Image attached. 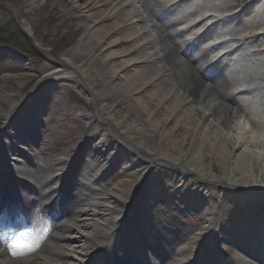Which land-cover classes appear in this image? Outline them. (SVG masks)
Listing matches in <instances>:
<instances>
[{
    "label": "bare ground",
    "instance_id": "6f19581e",
    "mask_svg": "<svg viewBox=\"0 0 264 264\" xmlns=\"http://www.w3.org/2000/svg\"><path fill=\"white\" fill-rule=\"evenodd\" d=\"M79 1L81 0H67L66 2L68 7L74 8L73 12H75L78 7L82 6L83 12L79 11L82 13L86 11L87 16H89L87 19L90 18L95 25H99L107 20L110 22L108 26L105 25L99 27L97 30L95 29V31L86 38L85 41H92L94 43L91 48L94 46L101 47V44L110 48L121 46V44L130 41H132V47L128 50L122 48L117 51L116 54L110 53L104 55V57L100 59L102 64L107 65L109 71V73L104 74L107 78H104L107 80L105 82L106 87L103 85L100 90L96 89L95 83L90 82V79L93 78L87 77V72L89 73V71H87L86 68L90 59H88V55L81 53L71 54L70 52L72 51L69 52L71 54V59H68L67 62L63 60L67 64L58 62L56 66L50 69L52 72L48 73L39 83L40 85L42 84L41 88L44 89L53 83V81H47L49 77L58 76L56 73L63 75L62 71H69L71 75H74L82 82L84 91L92 96L91 99L94 102L103 100L101 107L98 108L101 122L110 131L116 134L121 146L130 149L133 155L138 154L141 156L139 153H142L149 158V163L164 161L165 163L174 165L182 173H193L198 179L197 185H199V187H202L207 181L211 180L226 187H236L244 190V192L255 194L258 197L257 202L259 200L260 203L264 201V178H262L263 180L260 178L264 176V121L259 120L263 115L256 104L253 107L256 113L251 115V113L247 111V108L240 107L236 101L227 100V96L221 91L225 87L235 88L239 85L241 81L239 78L240 72L238 70L228 69L226 72H220L216 75L218 77L215 79L221 80L218 83H216L215 80H211L209 83L203 84L201 80L195 76L191 68L185 66L176 56L171 54L169 48H174V44L171 46L168 43L167 39H170V37L166 33L164 27L151 24L152 20H158V15L149 8L144 0H139V3L137 1H131L130 3L128 0ZM182 4H187L186 11L180 10ZM101 6H104L103 10H100ZM163 6L168 10L173 19L172 21L178 23L189 22L185 27V34L191 37L192 43L196 46L202 44L201 41L205 38L210 39L211 37H217L219 35L214 32L213 27L215 23L209 26L206 24L211 16L207 14L208 11L213 10L219 13L227 12V23L231 25L228 33L232 37L236 36L238 39L240 43V49L238 50L241 51L243 47L254 45L259 51L257 50L253 55L255 57L264 55V0H181L179 3L174 4L164 3ZM203 10L205 11L202 13ZM260 23L263 25H260ZM194 29H202V33L199 32L201 37H197L191 32ZM106 30L108 31L105 32ZM100 32L104 34L100 35ZM121 33L123 34L121 35ZM111 34H115L119 38L113 40L112 43L105 44V40H107ZM237 35L241 38H238ZM84 45L86 44H82L81 46ZM91 48L89 50H91ZM141 50L145 52L141 53ZM203 50H206V56L210 53H214L216 48L206 47ZM135 51L138 52V55L124 60L125 57ZM73 55L79 56L80 60L77 65L72 63V61H76ZM116 59L121 61L119 65L110 63L112 60ZM241 60L243 59L241 58ZM142 61L144 63L151 62L153 66L136 71L135 75H128L125 79H123V77H121L122 80L119 79L120 77H118L117 72H123L127 64H136ZM27 69L29 68L27 67ZM91 72L92 71H90V73ZM140 77L143 78L138 80V82L136 78ZM116 79L120 82V85L114 84ZM148 87L153 88L152 92L146 94L144 99L141 97L138 98L139 93L141 94ZM120 93L123 99L131 97L132 106L128 107L132 112H129L128 115H133L140 111L141 115L145 118L139 121L143 123L146 122L147 127H142L140 125L141 128H138L140 124L138 122L127 124L128 116L126 117V115H124V117L119 118L114 114L115 112H112L115 105L120 103L116 100V97L119 96ZM263 93V90L261 91L258 89L251 92L244 91L238 95L241 98H246L249 95L263 96ZM36 96L37 93L35 92L32 96H29L27 100L25 98L24 101L19 102H17L18 99L8 101L10 106L8 110L11 109L10 116L14 119L11 120L9 115L7 117V111L3 119L5 118L6 126L16 131L18 130L11 138H14L19 144L30 140V130L27 129V127H24L25 131L23 129L25 124L29 125L33 131L36 130V124L33 118L29 116H27V118H19V116H17L19 107ZM105 97H114L115 99L113 98V100L108 103L105 102ZM257 101L258 104L262 106L260 97H257ZM154 106L161 107V109L167 113V118H179L181 116L179 121H177V125L178 127L182 126L186 137L189 132L193 133L192 143L196 145V147L192 148V150L189 149L185 153H182L180 145H177L176 142L174 146L177 147V150L174 151V153L166 149L155 148L150 150L144 147L141 142L143 138L142 135H145L148 128L152 129L158 140L163 138V141L166 142L173 137L177 128L174 127L165 131L167 118L159 121L154 119V116L157 115L156 112L152 110ZM38 108L40 107L37 105L33 106V109ZM96 129H98V127H96ZM104 135L105 136H102V134L100 135L99 132L95 130L89 131L86 138H82L79 141L78 144L81 149L77 151L73 163L66 160L63 155L64 159L62 161L52 160L40 165L43 168V172L39 174L30 169L35 168L33 156L23 157L25 159V166L23 168L15 167L14 171L21 177H18L20 180H24L23 178H26L27 174L30 173L33 183H38L45 179L46 183L51 184L61 179L64 188L71 184H75L71 180V177L67 175L73 169L82 171L92 179L94 178V173L99 172L97 169L93 170L97 165L87 167L79 162L78 156L82 152H87L89 149V151L94 154L96 160L102 161L97 168L100 169L101 166L107 167L105 170L109 174L113 171L117 162L126 161L127 157H121V155H119L118 149H120V146L118 144V146L115 144L111 147L112 149H116L115 152H111V154H109L110 148L106 145L102 146V148L100 147L101 149L97 146L93 148L92 143L97 140L99 144H106V140H108L109 136L107 134ZM1 138L6 142L0 144V158L6 161L9 155H14L16 152L12 153L15 149L13 148L9 136L0 132V139ZM33 139L40 140V137L34 135ZM71 151L75 152L73 148ZM234 151L238 152L233 155ZM206 157L215 160V167L218 166L216 167V173L219 175L215 176L211 168L209 172L203 170L202 166L204 160L202 159ZM112 160H114V162H112ZM16 165L17 164L14 166ZM59 167L62 168L60 169L61 173L66 174L62 177L51 176L50 174L54 172V169L56 170ZM137 168L139 169L137 170ZM128 169L129 170L126 172H131L133 170V174L130 175L132 176L130 177L131 182L124 180L116 184V189L114 190L117 194L123 192L121 200H123L122 202L125 204L133 195V188L139 180V171L144 169L143 163L138 165L131 164ZM100 170L103 171V169ZM3 174L4 173L0 172V178L3 177ZM18 183L20 185L23 184V182ZM5 184L10 186L12 182H5ZM147 190L148 188H145L138 200H136L137 205L141 203L143 199L149 198V192ZM197 194V192H194L187 196L182 195L180 197L184 200L186 206L189 205V207H192L193 205L189 203H192L196 197H199ZM50 195L51 193H48L44 197H49ZM172 195L173 194H169L167 197H171ZM91 200L92 195L85 196L82 199V207L85 209L81 212L84 213L83 215L86 217V222H79L76 217L80 216L75 215L69 220L68 226L65 228L66 233L88 228L91 233L90 238L87 235H85V237L80 236L77 242V244L81 243L82 246H86V249L97 247L99 242H97L96 237L104 235V227L101 221L106 223L109 227H115V225L112 226V222H116L118 216L122 214V211L116 213L112 210L116 209V206L108 207L110 209H107L100 215V221L97 212L88 210L90 209ZM93 209L97 211V206L94 205ZM124 212L131 217L139 213L129 210ZM145 215L147 216V214ZM243 216L249 218L250 214H244ZM93 219L95 221L93 223L94 226L89 223L92 222ZM117 226L118 229L115 230L114 236L117 235L118 231L122 230L124 234L123 236L120 235L121 239H117L119 243L114 242L112 246H114L115 249L125 250L128 248V245H131L137 255L143 254V250L140 249L143 243L141 240L142 232L137 234L136 228H151L148 220H141L137 223L129 221L123 223L122 218L119 220ZM205 230L207 231L204 232ZM218 232L219 225L213 220L211 212H206L203 226L186 234L185 237L181 239V244L178 243V245L182 246V249H176L175 246L167 243L166 241L169 239H157L159 241L162 240L164 243L166 242L165 246H167H159V252H162L164 249L169 250V253L165 254L161 261L164 262V264H174L181 260H183L181 264H201L198 263V261L204 258L205 253H203L198 244H209L218 237ZM239 232L242 233V235ZM215 235H217L216 238ZM237 236L238 239L230 236H224L222 238L226 242L228 241L241 249L239 250V255L228 264H264V254L258 251V249L264 250V217L262 219L260 218L257 224L241 223L237 230ZM58 237L64 239V241H68L69 239V237L65 236L62 232ZM54 239L56 240V238ZM240 242H244L245 246L248 248L256 249L257 252L250 250L246 251L240 245ZM60 248L61 245H58V243L48 246L46 252L43 251L38 255L39 257L35 260L36 263L32 262L30 264H73L70 263L71 256L68 254H71L73 251L77 254L79 248H74L73 250L67 249V253L61 252ZM92 250V253L85 251L89 255L84 261L89 260L98 252L97 249ZM1 253L0 251V255ZM101 254L102 252L100 251L98 255ZM215 259L218 260L219 258L215 257ZM211 261L214 262L211 264H224L221 263V261L216 262L210 260V262ZM0 264L17 263L15 261H0Z\"/></svg>",
    "mask_w": 264,
    "mask_h": 264
},
{
    "label": "rangeland",
    "instance_id": "374dc122",
    "mask_svg": "<svg viewBox=\"0 0 264 264\" xmlns=\"http://www.w3.org/2000/svg\"><path fill=\"white\" fill-rule=\"evenodd\" d=\"M67 0H10L8 4H5L4 6H0V35H5V37H11L15 35L19 31L21 35L27 37L30 43L31 49H26L29 51H32L34 53V56L32 57L33 61L29 58H26L24 56V52L20 50L19 46L20 44H25L26 39H16L21 40V42H17L16 44L14 42L11 43V45L7 47L0 46V49L5 51H11L14 58H19L21 61L20 67L16 64V62L11 61L10 59H6L0 66V121L3 120L5 112L9 111L8 108L10 107L8 104V101L14 100L19 98L25 97L34 87L37 85L46 75L47 70H50L53 66L57 64V62H61L64 64V61L70 60L71 54L74 53H81V54H87L89 63L87 64V71H92L90 74L87 72L88 76L90 78V82L95 83L96 89L100 90V88L104 85L106 87L105 80L106 76H104L105 73H109L107 65L102 64L100 61L101 58L104 57V55L113 53L116 54L117 51L124 49H130V44H124L121 46H114L108 48L106 45H102L99 48L98 46H94L91 48L94 43L92 41L87 42L85 41L86 38L91 35L95 29L97 30L101 26H108L110 22L104 21L103 23H100L99 25H95L92 23L90 18L87 19V12L82 9V6L78 7L75 12L74 8L68 7ZM88 2L89 0H81L79 2ZM100 4V1H99ZM104 6H101L100 10H103ZM82 12H80V11ZM96 10V9H95ZM83 16V17H82ZM18 26V28L16 27ZM16 29V31H15ZM93 29V30H90ZM106 30L105 32H107ZM103 32H100V35H103ZM123 33H121L122 35ZM119 37L115 34H111L107 40H105L106 43H112L113 40L118 39ZM82 44H86L84 46H81ZM14 46H17L18 48H14ZM24 47V45H23ZM24 48V49H25ZM91 48V50H89ZM76 49V50H75ZM72 51V52H70ZM10 52V53H11ZM22 52V53H21ZM71 54H70V53ZM75 56V55H73ZM76 58V61H72L73 64L77 65L79 62V56L77 55L74 57ZM129 58H133V55L130 54L129 56L125 57L124 60H128ZM64 60V61H63ZM71 62V61H70ZM120 60H112L110 63L113 65H119ZM87 63V60H86ZM13 66V68L8 69V66ZM26 65V66H25ZM127 67L123 72H117L119 79L122 80L125 79V77H128V75H135L136 71L143 70L145 68H148L146 65L141 64H127ZM27 67L30 69H27ZM29 70V71H28ZM143 76V75H142ZM66 77V76H65ZM76 78V79H75ZM70 77L66 78L68 80L66 83H61V86L59 89V96H51L47 102L45 111L48 110V112L54 109L55 113L58 115L55 118H52V121H54L57 125L58 123L61 124V120L64 118V124L63 130L66 135H69L68 137L70 139L74 138L75 136H78L83 131L82 125H80L77 122L73 121V114L74 112L78 111L79 114L82 115L80 109L81 106L85 109L88 108L91 109V114L88 115L92 120L97 119V115L95 113V110L101 107V104L103 102L99 101L94 102L90 95L82 90V83L77 80V77ZM143 77L136 78L137 81L142 79ZM107 79V78H106ZM93 80V81H92ZM139 82V81H138ZM114 84L120 85V82L116 79L114 81ZM97 90V91H98ZM153 88L148 87L143 91L141 94L139 93L138 98H145L146 94L152 92ZM195 91V90H194ZM114 97H105V102H111ZM117 101L120 102L119 104L115 105V107L111 110L112 112H115L114 114L117 115L119 118L128 116L127 124L132 123H140L138 128L147 127L146 122H141L139 120L144 119L141 115V112L138 111L136 114H130L129 112H132L128 106H132L131 97L124 98L121 97V93L119 96L116 97ZM45 99L47 100V95H45ZM115 99V98H114ZM122 99V100H121ZM147 99V98H146ZM145 99V100H146ZM94 104H93V103ZM131 104V105H130ZM62 108V110H58ZM156 112V116H154V119L157 121L164 120L167 118V113L161 109V107L154 106L152 108ZM6 112V113H7ZM111 112V113H112ZM181 117V116H180ZM179 117V118H180ZM179 118H167L165 131H167L170 128L177 127L173 137L170 138L169 141H163L164 139H157L156 134L153 133L152 129L148 128L145 135H142V144L144 147H147L148 149H166L174 153L176 151L177 147H175V142L177 145H180L182 153H185L189 149L192 150V148H195L196 145L192 143L193 139V133L189 132L188 136L186 137L184 129H182V126L177 125V121H179ZM43 119H45L43 117ZM62 121V122H63ZM98 121V120H96ZM103 125V124H102ZM141 125V126H140ZM177 125V126H176ZM46 129H52V127L43 126ZM102 129V128H101ZM65 137V136H64ZM75 140V138H74ZM57 141V140H54ZM164 143H163V142ZM206 148V147H205ZM146 150V149H144ZM170 152V153H171ZM238 151H234L235 155ZM212 158L208 159L206 157L203 163V170L204 171H210L211 168L212 171H214V175L217 176L219 174L216 173V170L218 166L215 167V160H211ZM165 164V163H164ZM170 168V167H168ZM261 179L264 178V176L260 177ZM126 180L125 178H120L119 181ZM236 180V179H235ZM252 180V178H251ZM263 180V179H262ZM234 181V180H231ZM215 182V181H213ZM211 182L212 185L215 186V192L219 196L223 197V194L221 192V189H217L216 187H219L217 183ZM210 182H207V186ZM216 184V185H215ZM221 192V193H220ZM241 194L237 195L240 196ZM228 196V195H227ZM221 197V199H222ZM244 195H242V198H239V202H231L226 201L224 207L225 210H228L230 208H233L238 204H242V200ZM255 199L250 201V211L249 214L252 213H262L264 212V204H263V211L259 208V205L255 203V205H252L254 203ZM260 200L258 201V203ZM108 204V201L106 202ZM229 204V205H228ZM247 204V201H246ZM118 207H122L121 204L117 205ZM213 218L219 219V217H222L223 214L221 213V208L216 207L213 210ZM226 218V217H225ZM229 219V218H228ZM246 221H249L245 219ZM90 233L89 229H83V231H80L81 234ZM77 235L74 234V237Z\"/></svg>",
    "mask_w": 264,
    "mask_h": 264
},
{
    "label": "snow or ice",
    "instance_id": "6c2138e0",
    "mask_svg": "<svg viewBox=\"0 0 264 264\" xmlns=\"http://www.w3.org/2000/svg\"><path fill=\"white\" fill-rule=\"evenodd\" d=\"M4 222L7 225V218H4ZM21 227H24V225H21ZM47 232L48 227L45 224L41 227H32L26 231L18 230L11 236H7V234H0V242H3L8 250L13 254H23L34 251L38 248Z\"/></svg>",
    "mask_w": 264,
    "mask_h": 264
},
{
    "label": "clouds",
    "instance_id": "9594fccd",
    "mask_svg": "<svg viewBox=\"0 0 264 264\" xmlns=\"http://www.w3.org/2000/svg\"><path fill=\"white\" fill-rule=\"evenodd\" d=\"M0 244H4L3 242H0Z\"/></svg>",
    "mask_w": 264,
    "mask_h": 264
}]
</instances>
